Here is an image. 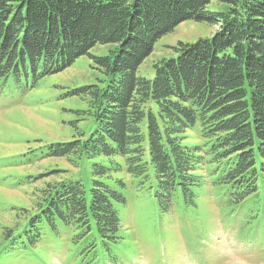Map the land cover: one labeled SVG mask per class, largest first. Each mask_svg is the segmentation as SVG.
Masks as SVG:
<instances>
[{"label":"trees","instance_id":"obj_1","mask_svg":"<svg viewBox=\"0 0 264 264\" xmlns=\"http://www.w3.org/2000/svg\"><path fill=\"white\" fill-rule=\"evenodd\" d=\"M186 21L220 28L181 43L153 80L139 76L156 42ZM107 44L111 55L94 58L107 85L81 90L96 129L51 146L84 167L2 229L0 258L64 228L80 263L118 264L131 194L169 217L199 210L207 185L228 216L243 213L245 228L264 234V0H0V79L60 72Z\"/></svg>","mask_w":264,"mask_h":264},{"label":"rangeland","instance_id":"obj_2","mask_svg":"<svg viewBox=\"0 0 264 264\" xmlns=\"http://www.w3.org/2000/svg\"><path fill=\"white\" fill-rule=\"evenodd\" d=\"M208 8L215 11V2ZM219 28L197 21L180 24L156 42L139 76L153 80L156 64L176 58L181 43L212 39ZM114 49L113 44L97 45L88 55L50 75L42 76L39 68L29 70L18 82L12 75L0 79V235L2 229L34 211L48 185L79 176L84 164L54 156L51 146L82 133L86 137L96 129L88 114L89 97L81 90L107 85L109 77L94 58L110 56ZM188 138L196 143L198 133H190ZM137 193L130 195V208L123 215L129 251L118 264H264V236L239 232L243 213L224 218L226 200L211 185L201 194L199 210H182L169 217L154 215L152 200ZM69 239L61 228L59 235L49 234L33 252L5 255L0 264H84L80 263L83 256H75ZM134 252L135 256L129 255Z\"/></svg>","mask_w":264,"mask_h":264}]
</instances>
